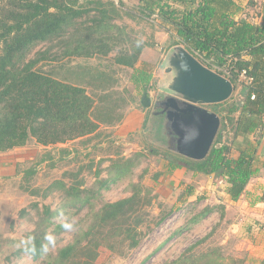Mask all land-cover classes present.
Masks as SVG:
<instances>
[{
    "label": "trees",
    "instance_id": "16d2710c",
    "mask_svg": "<svg viewBox=\"0 0 264 264\" xmlns=\"http://www.w3.org/2000/svg\"><path fill=\"white\" fill-rule=\"evenodd\" d=\"M119 3L117 6L114 0H5L0 5V151L30 141L47 147L77 138L90 141L98 137L101 124L121 120L120 116L113 118L120 100L107 91L114 82L105 76L104 84L88 83L95 87L96 99L88 92L87 85L64 82L39 69L41 61L59 57L51 54L55 40L63 48L62 57L109 56L116 51L115 63L133 69L131 81L135 88L147 91L153 75L148 69L137 67L146 43L133 40L130 47L120 48L131 37L114 22L120 7L125 5L123 0ZM257 4L255 0H249L246 6L238 0H141L139 6L147 17L157 13L173 45L182 44L205 65L228 77L234 91L241 87L242 99L232 94L228 100L216 103L228 104L227 113L206 158L195 160L177 152L176 136L167 126L163 134H156L158 141L168 147L159 154L168 159L169 171L185 167L194 173L215 174L227 183V192L233 200L243 195L251 179L264 168V159L261 166L257 165L258 147L264 139V0L261 9L256 10ZM48 41L53 45L38 49L28 59L38 44ZM127 165L121 167L122 172L127 170ZM36 173L35 167L27 171L29 175ZM115 180L103 179L101 185L108 187ZM48 188V192L63 190V199L68 202L78 190L64 178L55 179ZM138 191L116 201L103 202L90 218L86 216H90L91 209L79 222L73 220L75 213L69 211L68 202L66 212L45 206L35 229L28 233L30 246L35 247V252L29 255L43 260L44 264H96L98 247L107 241L105 234L116 227L130 247L138 246L142 239L139 227L145 221ZM184 194L193 195L194 188L185 190ZM91 198L87 195L85 202L89 203ZM216 209L223 219L224 205H208L193 217V222ZM62 215L66 220L56 222ZM65 224L78 226L80 230L75 229L71 240L61 244L63 234L70 231L65 229ZM47 235L53 236L54 242L44 255L40 249L48 243ZM19 252H25L24 248ZM199 258L185 254L164 264H185L190 259L196 263Z\"/></svg>",
    "mask_w": 264,
    "mask_h": 264
},
{
    "label": "rangeland",
    "instance_id": "374dc122",
    "mask_svg": "<svg viewBox=\"0 0 264 264\" xmlns=\"http://www.w3.org/2000/svg\"><path fill=\"white\" fill-rule=\"evenodd\" d=\"M248 1L238 0V3L246 6ZM255 1L258 3L256 10L261 9L263 0ZM114 2L120 5L119 0ZM3 3L5 0H0V5ZM124 4L115 23L124 27L131 39L121 43L120 48L130 47L133 40L146 43L137 67L146 68L153 75L147 91L135 88L131 81L133 69L115 63L116 51L109 56L62 57L63 48L55 40L54 45L50 41L38 44L28 56L31 59L38 49L52 44L51 54L59 57L52 61H41L39 69L64 82L87 85L88 92L96 99L98 96L93 93L95 87L88 83L104 84V76L113 81L112 88L107 91L120 100L113 118L119 119L120 116L121 120L101 124L97 130L98 137L90 141L77 138L74 142L72 140L53 147L39 146L30 141L23 147H16L18 149L6 157L16 165L12 167L11 174H2L0 180V264H44L43 260H35L31 255L19 251L24 248L21 241L27 240L28 233L35 229L45 206L66 212L68 199L64 201L63 190L48 192L50 184L59 178H64L69 186L78 189L68 202L69 211L75 213V222H79L91 209L90 216H86L90 218L103 202L131 196L139 189L137 198L145 209L142 213L145 221L139 227L142 232L140 244L130 247L129 241L125 242L124 234H120L117 227L111 228L108 236L105 234L106 243L98 247L96 264H141L145 259L144 264H164L185 254L200 257L196 263L190 259L185 264H256L258 260L247 254L241 238L225 223L229 221L226 216V219L218 221L217 213L212 211L199 218L198 222H193L195 215L212 205L196 194L201 178L185 167L179 168L176 173L169 171L168 159L159 154L163 152L162 148L168 147L158 141L156 135L163 134L164 126L168 124L164 109L171 95L167 85L173 75V72L166 70L168 59L173 48L182 44L173 45V39L156 16L157 13L150 17L141 13V0H129ZM255 20L259 21L258 18ZM240 89L233 92L237 99H242ZM201 106L215 111L222 120L228 104ZM133 111L141 115V124L127 136H120L116 132L121 129L116 128L117 124L133 115ZM258 152L264 159V139ZM236 154L234 150L233 155ZM126 161L131 164L127 165ZM126 165L127 170L122 172L121 167ZM32 167L37 169V173L27 174ZM106 178L116 180L104 187L101 181ZM220 182L226 183L222 179ZM190 188H194V194L188 197L184 191ZM205 188L200 191H205ZM31 190L38 193L33 194ZM87 190L90 192L85 194ZM209 192L213 194V189L210 188ZM87 195L92 196L89 203L85 202ZM35 203L38 207L33 205ZM56 220L64 221L66 216L62 215ZM79 224L82 225V222ZM75 229L77 232L80 230L77 226L63 234L61 244L71 240ZM208 233L210 235L204 241L198 242Z\"/></svg>",
    "mask_w": 264,
    "mask_h": 264
},
{
    "label": "water",
    "instance_id": "95a60500",
    "mask_svg": "<svg viewBox=\"0 0 264 264\" xmlns=\"http://www.w3.org/2000/svg\"><path fill=\"white\" fill-rule=\"evenodd\" d=\"M166 70L173 72L167 85L171 95L164 111L166 126L176 136L175 150L188 158L202 160L209 154L222 120L215 111L201 105L228 100L234 84L183 45L173 48Z\"/></svg>",
    "mask_w": 264,
    "mask_h": 264
},
{
    "label": "crops",
    "instance_id": "0c3cea01",
    "mask_svg": "<svg viewBox=\"0 0 264 264\" xmlns=\"http://www.w3.org/2000/svg\"><path fill=\"white\" fill-rule=\"evenodd\" d=\"M124 2H129V0H124ZM117 6L119 5L117 4ZM114 22L118 21L115 19ZM132 114L133 115L128 116L123 123L117 124L116 128H121L119 131L116 130L117 134H120V136H127V134L136 130L139 124H141V115H139L137 111H133ZM253 135L254 133L251 135L252 138ZM74 141L76 140H73V142ZM16 149L18 148L15 147L7 151H0V180L2 179V174H11L12 167L14 168L16 165L11 159L6 158L10 154H13L12 152ZM262 161L263 157H261L258 152L257 165L261 166ZM176 171H178V169L173 171V173H176ZM195 174L199 179H203H200L201 182L196 194H200L199 198L211 202L210 204L213 206H225L223 219H226V217L229 219V221L226 220L225 223H227L229 229L235 233L237 237L241 238L243 248L246 250L247 254L253 259L255 258L258 260L256 264H261L264 261V168H261L257 176L251 179L245 192L238 200L231 199L227 192V183L222 184L220 182L221 178L217 177L215 174H204L201 172H195L194 175ZM204 187H206L205 191H200V189ZM210 188L213 189V194L209 192ZM215 212L218 216L217 220L220 221L221 212L217 209Z\"/></svg>",
    "mask_w": 264,
    "mask_h": 264
},
{
    "label": "clouds",
    "instance_id": "9594fccd",
    "mask_svg": "<svg viewBox=\"0 0 264 264\" xmlns=\"http://www.w3.org/2000/svg\"><path fill=\"white\" fill-rule=\"evenodd\" d=\"M66 230H72V225L70 224H65L64 225ZM46 241L48 242L47 244H44L41 246V253L46 255L49 252V245L53 244L54 242V237L51 235H47L45 237ZM21 243L24 245V251L28 254H33L35 252V247L30 246L31 245V238H28L27 240L21 241Z\"/></svg>",
    "mask_w": 264,
    "mask_h": 264
}]
</instances>
